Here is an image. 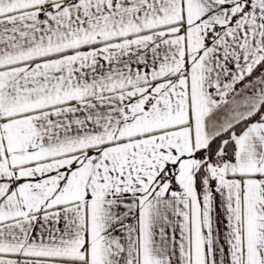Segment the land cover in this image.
<instances>
[{
    "label": "snow or ice",
    "instance_id": "6c2138e0",
    "mask_svg": "<svg viewBox=\"0 0 264 264\" xmlns=\"http://www.w3.org/2000/svg\"><path fill=\"white\" fill-rule=\"evenodd\" d=\"M0 264H264V0H0Z\"/></svg>",
    "mask_w": 264,
    "mask_h": 264
}]
</instances>
